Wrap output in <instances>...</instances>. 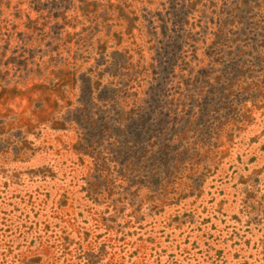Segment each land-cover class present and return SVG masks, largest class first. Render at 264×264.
<instances>
[{"label":"rangeland","instance_id":"rangeland-1","mask_svg":"<svg viewBox=\"0 0 264 264\" xmlns=\"http://www.w3.org/2000/svg\"><path fill=\"white\" fill-rule=\"evenodd\" d=\"M0 264H264V0H0Z\"/></svg>","mask_w":264,"mask_h":264},{"label":"trees","instance_id":"trees-1","mask_svg":"<svg viewBox=\"0 0 264 264\" xmlns=\"http://www.w3.org/2000/svg\"><path fill=\"white\" fill-rule=\"evenodd\" d=\"M136 75H139L138 72H136ZM136 77L131 74L126 85L130 83L134 85ZM123 86L125 87V85ZM95 90L96 87L91 84L89 86L91 95ZM150 103L147 107L139 106L125 112H119L113 107L107 112H113L111 116H108L105 112L100 116L99 120L102 124L99 128L102 131L109 132L108 138H115L120 143L117 150L118 154H125L128 157L136 156L138 160H142L151 153L148 159L154 160L156 158L155 154H162L170 148L171 137H167V135L162 141L155 140L153 142V139L157 138L156 133H158L161 122H150L153 121L152 115L155 109L154 100L151 99ZM93 107L96 108L95 105ZM155 146L161 148L154 150Z\"/></svg>","mask_w":264,"mask_h":264}]
</instances>
